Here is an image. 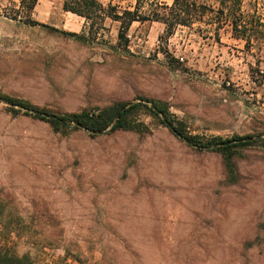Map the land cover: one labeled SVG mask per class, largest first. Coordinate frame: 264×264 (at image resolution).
<instances>
[{"label":"rangeland","instance_id":"obj_1","mask_svg":"<svg viewBox=\"0 0 264 264\" xmlns=\"http://www.w3.org/2000/svg\"><path fill=\"white\" fill-rule=\"evenodd\" d=\"M103 4L120 13L135 0ZM242 9L264 23V0ZM27 15L0 0V247L33 264H264V26L247 48L211 15L160 41L163 23L137 21L124 50L108 17L80 40ZM4 98L56 115L158 100L200 140H253L227 164L145 109L128 116L138 129L97 133Z\"/></svg>","mask_w":264,"mask_h":264},{"label":"trees","instance_id":"obj_2","mask_svg":"<svg viewBox=\"0 0 264 264\" xmlns=\"http://www.w3.org/2000/svg\"><path fill=\"white\" fill-rule=\"evenodd\" d=\"M257 2L258 0H250ZM37 0H20V6L26 7L28 15L25 18V23L30 26L40 25L42 27H49L48 25L38 23L32 20L29 16L34 8ZM218 6L200 4L197 0H172L168 5L165 2L157 3L156 5L161 10H151L148 14L151 16L141 15L139 10L140 0H135L132 9H124L120 13L116 8L108 4L104 7L97 0H63L62 8L78 16H81L89 25L88 34H92V30L96 25V29L103 27V21L106 17L117 21L118 28V43L122 45L124 50L128 46L127 32L133 22H144L148 20L159 21L164 25V32L159 36V41L167 39L172 35L173 30L177 26H188L194 21L200 20L204 15H211L215 17L217 25L230 26L231 36L238 40H243L245 47L257 41L260 37L259 28L264 26L259 17H255L257 10L252 12H245L242 9V0H218ZM253 14V15H252ZM56 30L55 28H52ZM57 31V30H56ZM62 34L76 39H84L83 33H74L60 31ZM215 39L219 40V34L215 32ZM167 62L172 66L174 60L169 57L166 50H159ZM7 103L23 106L27 111L33 110L37 114H32L40 119L47 120L43 114L48 113L41 109L32 108L31 105L22 101H15L10 98H4ZM149 104L143 103H114L111 106L104 108H95L92 110H81L79 112H71L58 114L57 119H49L52 122H61L64 125L77 127H85L88 131L102 133L104 131H116L125 128L141 127V123L130 122L128 116L137 109H145L153 116H161L163 123L167 127L172 128V132L179 138L183 139L189 145H196L199 147L215 146V150L222 153L225 161L229 164L232 156V148L236 146L247 145L252 142L251 136H236L228 140H219L212 138L210 140H200L196 136L186 134L182 127L173 124V119L164 103L158 100H147ZM56 115V114H55ZM167 122V123H166ZM0 264H33V260L27 255H17L10 252L8 249L0 247Z\"/></svg>","mask_w":264,"mask_h":264},{"label":"crops","instance_id":"obj_3","mask_svg":"<svg viewBox=\"0 0 264 264\" xmlns=\"http://www.w3.org/2000/svg\"><path fill=\"white\" fill-rule=\"evenodd\" d=\"M97 1H99L104 6L103 0ZM62 4L63 0H37L29 16L32 20L38 23L45 24L48 26L51 25V27H59V29H63L59 31L83 33L81 31L85 28L86 25H88V23L83 17L78 16L69 11L63 10ZM57 16H59L58 21H55V18Z\"/></svg>","mask_w":264,"mask_h":264},{"label":"water","instance_id":"obj_4","mask_svg":"<svg viewBox=\"0 0 264 264\" xmlns=\"http://www.w3.org/2000/svg\"><path fill=\"white\" fill-rule=\"evenodd\" d=\"M10 106H15V104H13V103H8ZM45 117H47V118H49V119H57L58 118V116L57 115H55V114H47V113H45V114H43ZM167 123V122H166ZM84 130H87L85 127H82ZM169 128L172 130V128L169 126Z\"/></svg>","mask_w":264,"mask_h":264}]
</instances>
